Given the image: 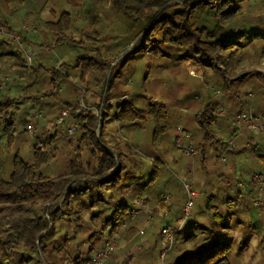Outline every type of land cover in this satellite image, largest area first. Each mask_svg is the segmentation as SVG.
<instances>
[{
  "label": "trees",
  "instance_id": "trees-1",
  "mask_svg": "<svg viewBox=\"0 0 264 264\" xmlns=\"http://www.w3.org/2000/svg\"><path fill=\"white\" fill-rule=\"evenodd\" d=\"M47 8L49 17L40 21V11ZM90 10L93 11L92 19L88 15ZM263 19L264 0H0V77L7 72L13 77L11 81L7 80L10 89L7 86L0 92V264H88L103 247L98 249L96 246L99 237L86 234L90 231L87 226L107 211L111 212L113 223L110 226V221L107 223L110 229L102 246L119 234L120 226L126 221L130 224L127 233L140 232L139 224L129 222L132 209L127 204L111 208V203L104 198L109 189L125 187L124 183L130 179L127 176L129 168L135 167L141 173L136 177L140 182L147 176L145 181L137 183L139 196L150 194L161 208L169 210L173 203L168 205L162 197L166 188L159 194L153 191L161 165L165 164L160 158H150L149 165L143 166L133 162L131 157L136 152L127 153L129 149L125 147L116 150L115 145L103 137L107 118H102L104 114L109 116L114 112L116 123L136 125L156 117V110L161 113L156 120L167 118L166 107L138 108L130 101L132 91L126 90L124 82L118 83L117 78L131 60L150 56L172 63L192 61L205 70L207 84L214 83L219 89L224 85L226 93L250 84H256L253 93L258 89L264 91V74L239 71L244 64L246 48L254 40H264L262 30L255 31L256 24ZM26 23L36 25L30 35L23 28ZM240 23L246 25L244 31L235 32ZM14 36L22 37L20 44L14 41ZM53 44L69 47L77 57L66 62L58 60L49 69L46 60L37 61V57L41 55L40 48L41 52H50ZM36 48H39L38 54L29 63L26 51L34 52ZM261 52L264 57V47ZM72 72L80 76L82 86L69 81ZM47 74L46 82L52 88L43 93L45 99L51 94L52 99L56 92H62L58 100L64 104L61 108L57 106L60 112L56 119L63 117L62 109L66 108L68 115L64 124L76 121L77 125L73 140L62 141L64 125L59 122L50 130L47 121L35 140L47 142V148L41 151L37 143H30L24 137L29 112L21 113V106L30 105L41 91H45L40 88V79ZM24 78L35 80L38 87L35 94L25 93L21 100L10 97L12 86ZM64 79L74 85L67 86L66 83L63 86ZM92 89L101 91V100L98 104L86 102L89 106L85 109L80 104L81 99ZM250 93L251 101L244 104L242 101L232 116H219L222 102L217 99L213 105L208 97L200 113L197 111L196 115L186 118L185 129L196 135V141L192 142L199 150L197 168H189L187 175L191 180L188 181H194L195 173L205 176L209 186L197 185L200 195L202 189L207 188V199L218 198L222 205H208L209 223L206 226L193 224L191 230L198 227L201 232L183 238L166 264H239L237 255L249 251L254 235L259 238L264 264V236L256 230V227L264 230V222L259 227L245 220L234 223L231 211L237 204L244 205L247 210L250 208L248 202L254 201L252 189L243 190L236 181H245V177L257 173L248 172L252 166L264 173V147L256 137L258 134L247 126L244 128L237 147L227 153L229 162L236 161L232 172L226 173V164L219 160L232 138L234 115L254 108ZM74 96L77 99L72 103ZM57 103L55 101L52 107L55 108ZM260 117L264 121V114ZM161 122L156 124L157 130L152 136L155 144L166 131L160 127ZM192 123H196L197 129H191ZM18 131L23 135L19 143L24 149H30L28 160L22 157L23 148L12 150ZM4 139L7 148L13 151L8 175L10 160H6L9 153L4 151ZM65 147L68 156L58 158L59 151ZM212 147L217 152L215 164L222 167L209 173L206 172L208 150ZM64 161L66 163L62 164ZM243 163L246 164L244 167ZM51 164L55 168L52 172ZM222 182L230 185L222 186ZM246 182L250 183V180ZM218 190L227 192L220 194ZM86 198L91 199L89 203L85 202ZM99 203L108 208L93 213ZM223 205L230 211L223 212ZM85 217L90 219L86 221ZM217 219L221 222L217 223ZM253 226L255 231L251 230ZM69 227L72 233L67 232ZM236 231L240 232L241 238L234 235ZM80 235H84L81 246L86 247L89 242L85 252L80 246L75 250L71 245ZM173 249L175 247L163 261Z\"/></svg>",
  "mask_w": 264,
  "mask_h": 264
},
{
  "label": "rangeland",
  "instance_id": "rangeland-1",
  "mask_svg": "<svg viewBox=\"0 0 264 264\" xmlns=\"http://www.w3.org/2000/svg\"><path fill=\"white\" fill-rule=\"evenodd\" d=\"M92 10L88 13L89 18L92 19ZM41 17L40 21H45L50 15L49 8L45 9L44 11H40ZM34 24L28 25L27 23L23 25L24 30H26V34L30 35V31H34L35 29ZM246 25H243V23H240L238 28H235V32L237 31H244ZM261 31L262 36L264 37V19L262 22L256 24L255 31ZM13 38V37H12ZM14 41L21 43V39L18 36H14ZM23 43V42H22ZM264 47V40H254L253 44L248 48H246V53L244 55V64L239 68V71L243 70L244 72H251L254 75H257L259 72L261 74H264V57H261V48ZM38 49H34L35 51L29 49V51H26L27 58L32 56L33 58L38 54ZM39 52L41 55L37 57V61H40L41 58L46 60V65L49 69L53 68L58 60H62V62L73 60L77 57V53L75 51H72L69 49V47L66 46H58L54 45L51 48L50 52L42 51L41 48L39 49ZM28 62L31 63L28 59ZM194 63L192 61H185V62H174L173 63L168 60H159L152 58L150 56H146L143 58H138L131 60L126 67L123 69L120 76L117 78L118 83L121 81L124 82V88L126 90H131L132 94L130 95V101L135 103V105L140 109H148L149 106H151L153 109L156 107L164 106L167 110V118L161 119L162 122L160 123V127L165 129L166 131L161 134V136L158 138L156 144L153 143L152 139L154 136L155 129L157 130L156 124L160 122L158 119L159 115L161 114L156 110L155 114L156 117L152 118L151 120H148L146 123L143 122H137L136 125H127V123H116L115 121V113H111L109 116L103 115V119L107 118V121L104 125V133L103 137L105 140L111 144L115 145L116 150L120 149V147H125L126 150L129 149L128 152H136V154H133L131 157L133 159L134 163H142L143 166L149 165L150 158H160L161 161L165 164L164 166L161 165L162 170L160 172V177L156 180L153 186V191L156 194L163 193L166 190L170 193L169 199L167 200L168 205H170V209H163L161 208L160 204H158L154 200V197L150 194H145L144 196L140 195V189L137 186V183L140 182V179H137L141 173L139 171H136V168H129V173L127 172V176L130 178L129 181L125 182V187L120 188H112L109 189L104 195V198H106V201L111 203V208H117L116 206L118 204H127L129 206V209H133L135 201L138 197H141L145 200V204L150 209L149 211V217L145 213H139L133 219L131 215H129V222L131 224H139L140 232H130L127 233L130 224L125 222V224L120 226V232L118 235L114 236L113 238L109 239L114 243V251L112 252L110 258L104 262V264H166L168 260H170L178 248V244L182 241L183 238L187 237L191 233L199 234L201 231L197 228H193L192 231V225L195 223H200L202 226H206L207 223H209L208 219L209 213L207 208L208 205L211 207L213 206H220L222 205L219 203L218 198H212L210 201L207 199L208 196L206 192L209 190L207 188L202 189L203 193L202 196L201 191L198 190L199 187H208V179H205V176L198 175L197 173L194 174V181L195 185L194 190L199 194V198L195 201V205L191 212V217L184 223V225L180 228L179 233L177 234V238L175 241V249H173L166 257V260L161 259V251L163 249V243L161 241V230L164 227V224L167 223L166 219L172 217L171 226L179 228V218L182 216L183 208L185 206V203L188 200L187 192L184 188V181L191 180L188 177V170L189 168H197L198 164V156H199V150H197V155L193 158H188L183 155L181 150L176 145V138L178 136V128L186 126L184 124L186 123V118L189 116L196 115L197 111L200 113V109L204 108L207 104V98L209 97L211 103L214 105L216 100H220L221 106H220V114L219 116H225L226 114H229V116H232V114L235 112V107H237L239 104L242 105L244 102H250L251 99L248 96V93H250L251 98L254 101V108L252 109V113H257L260 115L264 114V91L262 89H258V91L253 93V89L256 88V84H250L248 86L242 87L241 89L235 88L237 90L235 92L232 91L230 93H226V87L224 85L221 86V89L215 87L214 83L207 84L204 76L206 75L205 70L199 65H193ZM110 75H112L110 73ZM10 77V78H9ZM7 78V79H5ZM11 72H7L4 74V76L0 77V80H2V83H4V86H8L7 89H10V85L7 83L8 81L12 80ZM49 78V74L44 75L40 79V88L41 93L38 95V97L35 99V101H32L30 105L36 104V101L39 100V105H36V107L39 106V108L42 110V117L38 120V122L35 124L36 127V138L38 137V134L42 127L47 124L48 121V129L54 128V126L57 125V123L61 122L60 119H56L58 117V111L61 106L64 104L63 101L58 100L60 97V93L62 92H56V95L53 96L52 94L45 99L43 93H47L48 90L52 88V86L49 85V83L46 82V80ZM62 79V78H60ZM65 80V79H64ZM111 80V77H109V80ZM69 81L77 84L79 86H82L81 79L79 75H76L74 72L70 74ZM35 80L24 78L23 80H19L15 82V85L11 88L10 97L16 98V100H21V96L23 97L27 93L28 95L35 94L37 91L36 89L38 87L34 84ZM70 82H67L66 80L63 81V86L67 84V86L74 85ZM6 83V84H5ZM251 83H254L252 81ZM8 84V85H7ZM66 86V87H67ZM93 88V85H92ZM224 89V90H223ZM6 90V89H5ZM5 90H2L3 92ZM241 90V92H240ZM54 93V92H53ZM1 94V93H0ZM209 95V96H208ZM101 97V91H97L92 89L89 93H86L84 96V99H81V106L85 105V107H88V102L90 104H98L100 102ZM40 98H44L45 100L41 101ZM129 97L127 96L126 99ZM76 97L74 96V100L70 101L74 103L76 101ZM34 100V99H33ZM208 100V101H209ZM56 102L57 105L52 107V105ZM60 101V102H59ZM87 102V103H86ZM41 103V104H40ZM29 103H26L21 106V113L29 112V117L27 121L25 122V139L27 141H30V143H37L31 134L27 130V122L31 117L32 112V106H30ZM60 105V108L58 109L57 106ZM91 107V106H90ZM96 107V106H95ZM30 109V110H29ZM63 112L66 111L65 109H62ZM200 110V111H199ZM234 110V111H232ZM232 111V112H231ZM47 113V114H46ZM47 115V116H46ZM255 115V114H254ZM259 115V117H260ZM106 116V117H105ZM46 117V118H45ZM183 123V124H182ZM61 124V123H60ZM166 126V127H165ZM191 129H197L196 123H192ZM62 132V131H61ZM159 132V131H158ZM63 137L64 140L62 141H72V135L71 137H67V134H64ZM193 142L196 141V135L194 133L192 134ZM226 135V134H225ZM17 141L16 144L13 145L12 150H17L18 147L23 148L24 146L19 143V140L23 139V135L21 136L19 131L17 133ZM259 139L261 147H264V135L256 136ZM226 139V138H225ZM32 144V145H33ZM2 145L4 147V151H7L9 153L6 156V160L9 161V165L7 164V171L6 174L8 175L10 173V163H11V157L13 154V151L11 149L7 148L6 140L4 139L2 142ZM28 145L29 142H28ZM60 145H63L60 143ZM195 145V144H194ZM128 146V148L126 147ZM64 147V146H63ZM47 148V146H46ZM24 149V148H23ZM84 149V148H83ZM82 149V150H83ZM22 150V149H21ZM20 150V152H21ZM25 153L22 154V157L26 160L31 158V154L29 153L30 149H24ZM58 158L66 157L68 156V148H62V150L59 151ZM209 157H208V169L206 172L214 173L221 169V165L215 164V159L217 156V152L215 148H209ZM131 154V153H130ZM236 161L231 160L230 162L227 160L225 168L227 169L226 173L232 172L234 166L233 163ZM62 164L66 163L61 162ZM245 166L246 164L243 163L242 166ZM250 165V164H249ZM64 166V165H63ZM142 166V167H143ZM243 166V167H244ZM60 168H63L62 166ZM139 168V167H138ZM54 165L51 164V170L53 171ZM258 171H263L261 169H257L254 166H252L251 171H248L249 173H254ZM139 172V173H138ZM247 172V173H248ZM254 173V174H257ZM229 174V173H228ZM253 174V176H254ZM264 174V173H262ZM247 176V175H246ZM252 176V177H253ZM252 177H245V181L238 180L236 182H242L244 184L243 190H250L252 189L254 191V196L252 198L255 201V198L259 196L256 191L253 189L254 185L251 183ZM147 179V176H145L144 180ZM177 179V180H176ZM246 180H250V183L246 182ZM141 181V182H142ZM140 182V183H141ZM191 182V181H188ZM200 184H199V183ZM198 183V184H197ZM234 184V182H231ZM122 184V183H119ZM225 186L226 182H222V186ZM256 184L259 187L263 188L262 193L264 194V178L261 181H256ZM198 185V186H197ZM227 187V186H226ZM250 188V189H249ZM214 191H217L215 189ZM220 194H223L227 191H220ZM165 193V192H164ZM163 193V195H164ZM247 194V193H246ZM249 196V195H248ZM256 196V197H255ZM163 197V196H162ZM250 198V197H249ZM90 198H86L85 202L89 203ZM208 200L209 203L206 201ZM252 200V199H251ZM240 201V200H239ZM254 201L248 202L249 209H244V205L240 206L237 204L231 211L234 213L232 216V220L235 223L238 220H245L248 223H254L258 227L261 226V223L264 222V207L256 206L254 205ZM208 203V204H206ZM253 204V205H252ZM120 205H118L119 207ZM223 212L229 210L228 208L223 205ZM108 207L104 204L99 203L98 206L95 208L93 213H99L100 211H105ZM256 208V209H255ZM261 208V209H260ZM147 209V208H145ZM230 211V210H229ZM131 213V212H130ZM164 213H167L168 216L165 218L163 216ZM222 213V212H221ZM228 214V212H226ZM162 214V216H160ZM225 214V213H224ZM99 216V214H98ZM89 217V216H88ZM88 217H85V220H89ZM91 217V216H90ZM148 218H151L150 223H147ZM111 219V212L107 211L101 214L100 218L97 220L95 219V223H91L89 226L90 231L86 234H90L89 236L96 235L99 237V240L96 243L97 248H104L103 241L108 234V230L110 229L107 226V223ZM127 220V219H126ZM217 223L221 222V220L217 219L215 220ZM212 222V221H211ZM113 221H110V225H112ZM214 223V222H213ZM225 224V222H223ZM87 225V224H85ZM72 228L69 227V230L67 229V232L72 233L73 230H70ZM251 230H254V226ZM257 233H259L261 236H264V230L258 229L256 227ZM255 231V230H254ZM102 233V234H101ZM236 237L241 238L240 232L236 231L234 234ZM233 236V237H235ZM232 237V238H233ZM84 240V235H80L78 240L74 243H71L72 246H74L75 250L79 248L87 251L89 248V242H87L86 247L82 244L81 241ZM108 240V241H109ZM95 246V247H96ZM173 247V248H174ZM103 250V249H102ZM100 250V252L102 251ZM245 254L239 256L237 255L236 260L239 262V264H263V256L261 255V250L259 247V238L258 236L254 235L250 241V247ZM99 252V253H100ZM175 260L179 261L178 258Z\"/></svg>",
  "mask_w": 264,
  "mask_h": 264
},
{
  "label": "built area",
  "instance_id": "built-area-1",
  "mask_svg": "<svg viewBox=\"0 0 264 264\" xmlns=\"http://www.w3.org/2000/svg\"><path fill=\"white\" fill-rule=\"evenodd\" d=\"M32 57V56H31ZM30 56L28 57L29 61L31 62L32 58ZM6 84V83H5ZM6 86L3 84H0V92L5 89ZM41 101L44 100V98H40ZM35 101V100H34ZM39 100L36 101V104L32 105V112L31 117L27 122V130L31 134L33 138H36V127L35 124L38 122V120L42 117V110L36 105H39ZM41 104V103H40ZM85 109V105H83ZM68 115V110L63 112V117L60 119V123L63 124L62 132L64 134H67V137H71L75 133L77 122H72L70 124H64V119ZM235 117V125L232 128V138L229 141L228 146L225 148L224 153L219 156V160L226 164L227 162V153L229 150L235 149L238 145V141L244 134V128L247 126L250 128L252 132L258 135H264V121L261 117L255 116L252 113V110L240 112L234 115ZM193 136L190 132H188L187 129L183 127L178 128V136L176 138V145L181 150L183 155L188 158L195 157L198 153L197 150L192 142ZM47 142L46 141H38L37 147L39 150L44 151L46 149ZM264 178V174L257 173L254 174L252 177L253 180H251V183L254 185V190L259 195L254 201V204L256 206L264 207V194L262 193L263 188L259 187L256 184V181H261ZM184 188L187 192L188 200L185 203V206L183 208L182 216L179 218V228L171 226V225H165L161 230V241L163 243V249L161 251V259L163 260L166 256V254L174 247L175 241L177 238V234L180 231V228L184 225V223L191 217L192 209L195 205V201L198 199L199 194L194 190L195 181L188 182L184 181ZM230 183L227 184L229 186ZM239 188H244V184L242 182L238 183ZM253 191V190H252ZM254 192V191H253ZM164 199L170 198V193L166 190L164 195ZM147 208V209H145ZM149 211L151 212V208L149 209L147 205L145 204V200L141 197H138L135 201L134 207L130 213L131 217L135 219L137 214L139 213H145L149 214ZM163 216L167 218L168 214L164 213ZM149 217V215H148ZM151 218H148L147 223H150ZM114 251V243L112 241H107L105 244L103 250L96 254L92 261H90L88 264H104L106 260H108Z\"/></svg>",
  "mask_w": 264,
  "mask_h": 264
},
{
  "label": "crops",
  "instance_id": "crops-1",
  "mask_svg": "<svg viewBox=\"0 0 264 264\" xmlns=\"http://www.w3.org/2000/svg\"><path fill=\"white\" fill-rule=\"evenodd\" d=\"M160 216H162V214H161ZM172 219H174V218H172V217L170 218V217H169L168 220L166 219L167 223L164 224V226L167 225L168 223H170V222L172 221Z\"/></svg>",
  "mask_w": 264,
  "mask_h": 264
}]
</instances>
